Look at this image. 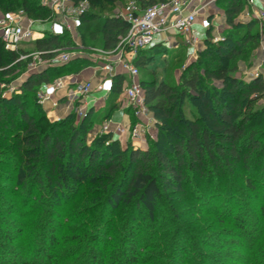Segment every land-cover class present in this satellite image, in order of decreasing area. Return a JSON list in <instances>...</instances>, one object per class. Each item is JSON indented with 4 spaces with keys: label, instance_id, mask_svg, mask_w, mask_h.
Masks as SVG:
<instances>
[{
    "label": "trees",
    "instance_id": "1",
    "mask_svg": "<svg viewBox=\"0 0 264 264\" xmlns=\"http://www.w3.org/2000/svg\"><path fill=\"white\" fill-rule=\"evenodd\" d=\"M73 1H86L89 5V10L80 16L77 29L84 45L87 46L89 41L92 48L99 46L105 52L116 50L126 36L129 24L119 16L100 17L96 14L101 0ZM134 1L140 9L145 10L169 0ZM246 4V0H230L227 3L225 13L231 31L227 33L225 41L212 44L200 53L195 62L184 68L178 82L172 78L171 72L160 83L155 80L141 81L146 105L154 113L159 129L156 142L148 138V143L154 144L153 148L143 150L129 144L123 149L118 140H111L112 133L90 138L88 131L95 122L88 121L94 119L93 114L97 113L94 109L88 111L79 125L70 126L66 132L62 131L64 124L59 122L52 123L47 129L41 128V121L47 118L37 100L41 86L51 83L56 74L80 71V65L88 62L78 57L68 64L32 73L19 88V92L9 97L3 96L0 86V163L8 162V152L2 141L7 142L10 135L9 147L12 148L11 153H16L10 158L16 163V168L20 167L19 175L25 189L29 188L26 178L32 181L31 186L40 188L42 192L50 189V194L54 196L71 194L76 182L96 184L98 187H89L84 197V211L95 212L100 208L96 219L103 222L110 220V215H114L122 205L132 206L133 213L128 216V221L134 226L147 219L155 221L160 202L165 198L173 202L172 197L175 195H188L187 187L195 183V180L200 183L225 171L232 172L240 164L247 169L258 167L264 159V106L255 108V105L264 100V78L259 75L245 82L235 75V66L225 65L226 60L240 56L247 46L256 48L254 36L250 35L252 23L242 32L238 29L243 25L235 22ZM17 8H21L19 11H24L31 19L51 13L42 5L41 0H0V11L5 15L19 12ZM73 45L67 30L57 34L45 33L34 42L42 60H50L57 55L58 50ZM20 54L30 53L22 50L19 53L7 51L0 43V71L5 75H13L18 68L32 61V58L20 60ZM176 57V62H179L180 56ZM135 63L138 67L141 64L139 59ZM125 81L122 75L113 77L106 98L107 113L103 119H107L119 107L116 100L123 93ZM187 98L200 102L205 120L201 114L186 107ZM159 100H164L167 106H158ZM135 120L133 125L137 122ZM162 144L168 147V151L159 148ZM41 165L45 168L43 171ZM66 167L72 168L75 182L70 183ZM45 173L48 176L45 177ZM3 175L8 181L9 175ZM248 179V188L255 190L254 177ZM233 212L230 208L227 215L232 216ZM243 217H235L239 230L249 235L250 239L258 236L259 230L254 228L253 232L245 231L247 227ZM9 220L0 214V225L11 224ZM0 231L1 239H14L11 229ZM40 236L39 241L33 244L32 249L36 252L32 259L22 248L2 256L5 248L0 246V263L111 264L107 262L109 257L98 256L90 246L78 248V251L66 249L56 253L60 240L53 227ZM126 236V244L117 252V262L113 264H120L118 261L122 258L124 264H142L147 257L142 256L144 249L137 251L133 244L128 243L132 235L128 233ZM81 237L66 240L75 243ZM47 239L48 247L42 248ZM90 240L97 242L98 236L92 234ZM203 242L207 245L208 239ZM148 246L151 247V244ZM199 253L212 264H224L213 255L202 251ZM261 255L264 260V252ZM34 259L36 262H33Z\"/></svg>",
    "mask_w": 264,
    "mask_h": 264
},
{
    "label": "rangeland",
    "instance_id": "2",
    "mask_svg": "<svg viewBox=\"0 0 264 264\" xmlns=\"http://www.w3.org/2000/svg\"><path fill=\"white\" fill-rule=\"evenodd\" d=\"M131 1L133 0H119L117 2L101 0L99 8L95 12L100 17L118 16ZM228 2L230 0H216L217 10L215 15L207 20L208 30L204 44L195 43V52L192 55H189L187 48L189 45L187 46L186 43L180 50L177 49L171 52L170 49L166 54H163L165 48L160 47L153 52L154 54L149 51L150 53L145 54V58L139 66L138 81L141 83L142 80H155L160 83L171 72L172 78L178 82L184 68L195 62L200 53L207 50L212 44L224 42L227 33L231 31L225 13ZM66 3L77 5L80 2L66 0ZM20 9L17 8L18 11ZM46 9L50 10L51 13H45L43 17L38 19L28 17L32 20L35 30L44 34L63 33L66 30L63 24L65 18L52 9L47 7ZM0 13L2 12L0 11ZM235 22L243 25L242 28L238 29L242 32L246 30V26L252 23L250 35L254 36L257 45L254 49L247 46L240 56L232 60H226L225 65L235 66L237 68L235 75L245 82H250L255 76L259 75L264 78V16L257 17L249 6H245L244 11L236 18ZM68 32L74 44L79 42V44L86 47L76 51L80 54L76 57H80L86 62L106 63L119 53V50L104 53L99 46L96 48L90 47L91 43L89 41H87V46L84 45L85 43L82 42L77 29ZM158 38L157 36L156 40ZM21 50L30 53L32 56L36 53L34 43L25 44ZM177 55L180 56L179 62H176ZM38 61L33 57L30 63L18 68L13 75H5L0 71V86L3 96L9 97L19 92V88L26 79L32 73H36L35 66L40 69L38 72L47 68L39 66ZM80 66L79 70L85 68V65ZM66 75H69V73H59L52 79L53 81L63 79ZM127 83L130 84L129 79ZM37 100L45 110V106L39 97H37ZM157 102L158 106H167L164 100ZM120 105L122 104L120 103ZM259 106H264V100L258 102L255 108ZM186 107L193 109L201 114L204 120L206 119L198 100L187 98ZM100 111H96L97 113L93 114L94 119L88 121L95 122L88 131L90 138L98 137L104 129L103 116L107 112L104 111L102 114ZM75 114L73 111L72 114L63 119L54 120L50 119L46 113L47 118L41 121V128L47 129L52 123L59 122V124H64L62 125L64 127L62 131L68 130L72 125H79L85 118ZM149 115L155 119L154 113L150 109L148 117ZM144 120L149 121L146 117ZM149 124L152 128V131L151 129L149 131L152 136L150 139L152 142H156L159 133L157 122L153 124L150 120ZM95 126H101L100 131L98 129L95 131ZM170 126H172V123H170ZM145 139L147 145L143 144L142 147L146 149L153 148L154 144L148 143V134ZM10 140L9 135L7 142L6 140L2 141L9 158L7 157V163H0V214L3 218L10 219L12 225H0V230L11 229L14 239L6 241L0 237V246L5 248L2 256L15 250L20 251V248H22L25 253L28 252L31 255L32 259L36 252L32 249L33 244L39 241L40 234L42 235L44 231L48 232L49 228L53 227L55 235L60 240V246L56 253H59V250L66 249L78 251V248L90 246L89 248L96 250L98 256L102 258L109 257L107 262L109 261L111 264L117 262V252L126 244L128 233L132 235L128 243L133 244L139 252L144 249L142 256L147 257L142 264H212L206 261L199 251L215 256L217 260L224 264L264 263L261 255V252H264V185L261 184L264 183V159L260 161L258 167L252 166L251 169H247L243 164H240L232 172L225 171L210 179H204L200 183L195 180V183L187 187L188 195L174 194L175 196L172 195L173 202H169L166 198L160 202L157 207L155 221L147 219L138 226H134L128 221V216L133 213L132 206L122 205L114 215H110V220L103 222L96 219L97 214L100 213V208L95 212L84 211V207H86L84 197L88 193L89 187H98L96 184L76 182L71 194L62 193L54 196L53 193L50 194V189H47L48 192H42L40 188L31 186L32 181L26 178L25 180L29 183L30 189L28 188L29 191L25 189L19 175L20 167L16 168V163L10 158V156L16 154L11 153ZM111 140L117 141L118 139L113 135ZM7 143L8 145H5ZM128 145H123L120 142L123 149L127 148ZM159 148L162 151H168V147L164 144ZM41 169L43 171L45 168L41 165ZM66 169H68L70 183L75 182L72 168L66 167ZM3 174L9 175L7 177L9 178L8 181H6L7 179ZM44 176H48V173H45ZM250 177L255 179V190H250L247 186V180ZM228 208L234 210L232 216L227 215ZM238 215L244 216L243 218L246 220L247 228L245 231L253 232L254 228L257 231L259 230L258 236L250 239L249 235H244V232L239 230V224L235 222V217ZM175 227L177 228V234L174 232ZM169 231L171 233L167 234ZM92 234L98 236L97 242H91L90 237ZM78 236L83 237L75 243L66 240ZM207 239L208 243L205 245L203 240ZM48 242V239L44 244L42 242V248L48 247ZM149 244H151V247L148 246ZM124 261L122 258L118 262L124 264ZM33 262H36V259Z\"/></svg>",
    "mask_w": 264,
    "mask_h": 264
},
{
    "label": "built area",
    "instance_id": "3",
    "mask_svg": "<svg viewBox=\"0 0 264 264\" xmlns=\"http://www.w3.org/2000/svg\"><path fill=\"white\" fill-rule=\"evenodd\" d=\"M196 1L202 6L192 8L191 5ZM205 1L169 0L142 10L133 0L126 5L121 14H118L119 17L129 24V30L114 51L119 50L118 61L123 65L131 79L130 84H127L125 89L126 108L130 109L137 119L147 117L149 108L145 101V90L138 81L140 69L135 63L136 60H140L142 53L151 51L156 45L163 44L169 47L170 44L167 40L171 36H186L187 44L194 46L197 43L195 38L196 21L202 9L205 8L203 3ZM246 1L248 5L255 6L258 0ZM42 5L58 14H62L65 18L63 24L68 31L78 29L80 16L89 10V5L86 1L74 5L67 4L66 0H42ZM262 16H264L263 11L260 13V17ZM44 35V33H39L35 30L32 20L28 19L24 11L21 10L8 15L0 13V43L3 44L7 51L19 53L22 46L27 43H34ZM157 36L159 38L156 40ZM85 48V46L76 43L71 47L58 50L57 55L50 60H42L37 52L33 56L31 54H20V60L26 61L34 57L39 60V66L41 67H57L72 62L77 58V55H80L76 51ZM103 52L106 53L105 51ZM34 69L36 73L40 70L37 66ZM99 69L109 78V87L100 86L98 93L105 94L107 97L111 89L112 79L117 76L116 67L114 63L107 61L106 63L99 62ZM64 87V79H57L49 84H43L38 92V97L44 103L53 92ZM93 92L90 82L75 83L69 89V98L78 104L75 110L77 116H86L91 107V100L94 101L95 99ZM147 128V124L141 121L136 122L130 130L131 140L135 143L146 142ZM107 133H111V131L109 124L106 122L100 134Z\"/></svg>",
    "mask_w": 264,
    "mask_h": 264
},
{
    "label": "crops",
    "instance_id": "4",
    "mask_svg": "<svg viewBox=\"0 0 264 264\" xmlns=\"http://www.w3.org/2000/svg\"><path fill=\"white\" fill-rule=\"evenodd\" d=\"M203 3L205 4V8L202 9L199 16L197 17L196 26H195V29H196L195 38L197 39V43L199 42V44H204V41L206 39V32L208 30L207 20L213 15H215L216 10H217L216 0H206ZM200 6L202 5H200L197 1L191 5L192 8L194 7L199 8ZM246 6H249L250 9L253 11V13H255L257 17L259 18H260L261 11L264 12V0L256 1L255 6L253 5L250 6L247 4ZM55 33L57 34L58 32H55ZM186 39L187 37L183 35L171 36L169 40H167L170 44L168 48L163 44H159V45H156L150 52L154 54L153 52L159 47L165 48V51L163 52V54H166V52L170 49H171V52L177 49L180 50L183 47V45L187 44ZM76 43L79 44V42H76ZM188 45L189 44H187V46ZM187 48L189 51V55H192V53L195 52L194 46L189 45ZM150 52L148 53L144 52L141 54V57H140L141 63L143 62V59L145 58V54H149ZM108 62H112L115 64L116 71H117L116 74L122 75L123 77H125L126 81L124 83L123 93L116 100V103L119 107L116 108L112 113H110L107 119H103V122L104 124L106 122L109 124V129L111 133L121 142V144L123 145L132 144L133 146L137 148L145 150L146 148L142 147L143 144L146 143L145 141L135 143L130 138V130H131V127L133 126L135 116L133 117V112L130 109L126 108L125 89H126V85L128 84L127 80L129 79V83H130L131 79L126 73V70L124 69L123 65L119 63L118 55L115 56V58H113L112 60H108ZM63 79L65 80V87L62 88L61 90L53 92L50 95L49 99H47L43 103L45 106L44 108L45 112L47 113V116L50 119H54V120L63 119L69 116L70 114H72L73 111L75 112L78 104L75 101H72V99H70L68 96L69 89L72 88V85L75 83L90 82L92 84L95 99L94 101L91 100V103H90L91 107L89 108V111L91 109H94L95 111L101 110L100 112L102 114L104 113V111L106 110L108 106V101L106 99L107 97L105 96V94L98 93V91H99L100 86H104L105 88L109 87V78L107 77L105 73L100 71L99 63L89 61L88 64L85 65V68L83 70L71 72L69 73V75L64 76ZM120 103L122 105H120ZM146 118L149 121H145L144 120L145 117H142L140 119L136 118V121L137 122L141 121L144 124H147L148 138H151L152 136L149 134L150 129L152 131V128L149 124L150 120H152L153 124H156L157 121L151 115H149V117L147 116ZM95 128H96L95 131L97 129L100 131L101 126H95Z\"/></svg>",
    "mask_w": 264,
    "mask_h": 264
}]
</instances>
